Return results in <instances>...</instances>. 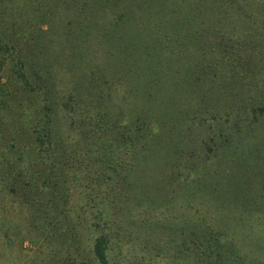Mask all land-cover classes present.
Here are the masks:
<instances>
[{
  "label": "rangeland",
  "instance_id": "1",
  "mask_svg": "<svg viewBox=\"0 0 264 264\" xmlns=\"http://www.w3.org/2000/svg\"><path fill=\"white\" fill-rule=\"evenodd\" d=\"M165 1L175 3L174 0L147 2L145 22L141 0H127V5L124 0L117 1L119 9L125 7L123 12L120 10L122 17L117 18L116 28L110 24L109 33L104 35L99 31L104 25L105 31L108 30L113 10L108 8L104 15L106 9L102 8V4L98 7L94 0H0L1 23L19 40L18 45L7 54L3 73L10 76V83L16 88L15 73L11 75L16 62L20 60L27 67L32 65L40 77H30V83L55 85L60 88L62 99L67 98L64 91L72 90L78 82H83L97 95L95 103L104 104L92 114L107 116L106 123L113 127L114 115L120 104L131 98L125 97L127 92L139 90V99L133 95V102H144L141 97V66L148 73L149 63L148 60H141V42H151L155 46V40L162 39L165 31L177 30V36L183 38L181 44L177 42L182 53L175 56L174 51L169 54L172 56L169 64L163 63L161 68L167 75L160 78L156 89H152L156 104L152 121L154 126L159 127V132L155 140H149L148 153L141 159L136 173L141 187L129 189L128 197H122L127 189L122 187L120 179L130 160L124 150L120 151L116 160L122 175H111L115 186L123 192L122 195H113L120 211L112 214L114 221L108 227L106 252L109 264H187V258H183L181 252L176 253L181 240L173 235L171 223L156 229L153 222L158 217L163 221L186 222L195 215L222 231L232 233L238 238L237 244L242 250L250 249L248 258L255 260H243L245 264L264 263V110L257 109L264 100V83L253 85L249 82L247 87L242 83L234 85L240 94L230 101L224 96L222 84L229 83L222 80L224 75L209 85L197 86L186 82L177 86L179 80L183 81L184 76L180 75L184 72H198L201 67L195 64V59L203 58L202 53L213 41L206 40L209 33L201 34L200 43H208L202 44L200 51L196 40L184 37L191 27L186 29L183 25L180 29V15L171 14L172 6L166 4L165 7ZM181 5L180 9L184 10L181 12H185L188 8L183 6L184 3ZM249 5L251 14L245 19L248 22L245 29L250 31L254 21L257 27H261V22L260 15L255 17L252 14H259L258 3ZM162 20H165L164 29L163 24L159 26ZM234 25L235 22L231 21L224 30L238 31ZM241 30L234 34H239ZM75 31L79 34L73 35ZM3 36L7 38V35ZM97 39L102 40L101 43ZM84 42L87 44L86 51H81L77 45L82 46ZM170 43H165V48L170 47ZM227 43L236 45L239 42ZM95 45L99 49L92 51ZM100 46H105L104 49L117 56L101 60L103 47ZM89 49L91 53L87 54ZM129 54L137 55L135 63L131 58L129 61ZM90 55L94 63L98 60L103 64L86 65L92 59ZM188 64L191 68L187 67ZM90 68L95 76L88 71ZM176 73H180L179 77ZM167 106H170L168 113L163 114L162 110ZM4 115L7 118L11 114L5 111L1 116ZM249 121H256L253 125L257 126H247ZM24 130L21 129V136L27 138ZM226 139L232 146L230 149L222 146ZM69 159L64 164L69 177L72 166L76 169L81 165L77 169L80 177L70 178L72 181L67 191L68 209L75 216L77 207L81 213V206L90 202L91 197L96 199L90 188L84 187L88 183L87 176L86 179L84 177V161L78 156L75 160L73 156ZM251 200L254 203L248 204ZM87 210L85 213L90 221L95 210L92 207ZM143 219H146L145 224L141 225ZM59 229L52 235L48 218L43 222L39 217L35 219L21 197L0 189V264H62L64 260H71L77 252L71 251V257H67L69 243L65 244L59 238ZM92 232L90 227L81 231L82 245L79 250L84 249V252L82 255L77 253V260L83 264L94 260L90 252ZM169 239L179 241L177 247L175 243H168Z\"/></svg>",
  "mask_w": 264,
  "mask_h": 264
},
{
  "label": "trees",
  "instance_id": "2",
  "mask_svg": "<svg viewBox=\"0 0 264 264\" xmlns=\"http://www.w3.org/2000/svg\"><path fill=\"white\" fill-rule=\"evenodd\" d=\"M94 1L98 7H101L102 4V8L106 9L104 15L108 8L113 10L108 30L105 31V25L101 31L98 30L104 32L105 35L109 33L110 24L111 27L116 28L117 18L122 17L119 15L120 10L123 12L125 7L119 9L116 6L119 0ZM134 1L132 0V2ZM149 1L151 0H141L143 22L146 19V4ZM174 1L175 3L170 4L165 1L163 5L165 7L166 4L172 6L171 14L180 15V29L183 25L186 29L187 26L191 27V29L186 30L184 37L190 41L196 40L197 45L199 44V50H202V44L207 41L214 43L209 45L206 52L202 53L203 58L195 59V64L201 67L198 72L189 73L188 70L182 75L176 73L178 77L179 75L184 76L183 81L177 82V86L186 82L197 86L209 85L210 82L217 81L219 76L224 75L222 80L229 82L222 84L224 96L230 101V99L239 97L240 94L235 90L234 85L242 83L247 87L249 82L253 85L264 83V0H256V2L254 0ZM182 3L188 8L185 12H181L184 10L180 9ZM250 3H258L259 14H252L255 17L260 15L261 27H257L256 21H254L255 23L252 21L253 26L249 31V29H245L248 23L245 19L251 14ZM124 4L127 5V2ZM164 21L162 20L163 23L159 24V26L163 24V29ZM231 21L235 22L234 28L238 31L224 30V27ZM240 29L242 30L239 34H234ZM98 31L97 33H99ZM247 32L249 34L244 36ZM255 32H257V37L256 34H253ZM75 33L76 31L73 35ZM177 33V30L165 31L162 39L155 40L154 45L157 48L151 45V42H141V60H148L149 63L148 73L141 66V97L144 98V102L141 104L133 102V95L139 99V90L133 89L127 94L125 93V97L131 98L120 104V109L116 111L118 114L114 115L115 120L112 127L106 123L107 116L101 117L92 114L104 104L103 102L95 103L97 95L88 86H84L83 82H78L72 90L64 91L67 98L62 99L59 87L30 83V77H40V74L32 65L27 67L25 63L19 60L11 74L15 73L14 78L17 86L14 88L10 83V76H5L3 69L7 54L14 49L16 44L18 45L19 40L5 30L0 20V189L9 193H16L21 197L35 219L39 217L43 222L48 218V227L52 235L60 228L57 235L65 244L66 242L69 243L67 244L69 248L66 249L67 251L65 250L67 257H71L69 256L71 251L83 254L84 249L79 250L80 245H82L81 231L84 227H90L94 231L92 232L94 236L91 238L92 244L90 243L92 245L90 252L94 260H88V264H109L106 252L109 238L108 227L114 221L112 220L114 213L120 211L117 210L120 205L118 201L114 203L113 195H122L123 192L115 186L114 178L111 175L112 173L122 175L123 171L119 169V163L116 160L120 151L124 150L128 153L130 160L120 179L122 187L128 190L122 197L127 198L129 189L139 188L141 185L140 178L136 177L141 159L148 153L149 140H155L159 132V127L154 126L152 121L153 110L156 106L152 89H156L159 86L160 78L167 75V72L161 68L163 63L169 64L172 57L169 54L174 51H176L175 56L182 53V48L177 44H181L183 38L178 37ZM206 33L210 34L206 39L207 41L200 43L201 34ZM3 34L7 35V38H4ZM211 35L216 36V38L212 39L213 36ZM155 37L157 35L152 36L151 39ZM101 41L97 39L98 43ZM169 41L172 47L165 48L164 44ZM233 41L239 43L234 45V43L232 44ZM227 42H231L232 45ZM119 43L121 44L122 41ZM84 44L85 42L82 46L77 45L78 49L86 51L87 44ZM98 45H95L91 50H98ZM104 47L100 53L101 60H106L108 57L112 59V57L117 56L111 54ZM195 50L198 51L196 47ZM124 51H126L125 48ZM86 53H91L90 49ZM130 58L135 63L137 55L129 54V61ZM94 61L92 57L90 61L86 62V65L88 63L93 64ZM101 63L103 64L102 61L97 60L94 64L100 65ZM187 67L191 68L189 64ZM88 71L94 74L91 68ZM168 73L170 74V72ZM197 82L201 83L194 84ZM8 91L9 94H7ZM10 96L12 97L10 98ZM113 105H115L114 102ZM169 107L167 106L165 110H162V113H168L167 108ZM257 109L263 112L264 100L259 103ZM5 111L11 114L10 117L4 118L7 114L1 116ZM255 116L256 113H254ZM255 122L249 121L247 126L250 124L254 126ZM15 126L17 127L16 130ZM247 126L245 127L247 128ZM10 128L14 129L10 131ZM22 128L25 129L27 138L21 136ZM222 146H226L228 149L232 147H230L227 139ZM70 156H73L74 160L78 156L84 161V177L86 179L87 176L86 180H88L84 187L90 188L89 191L94 193L96 199L91 197L90 202L81 206L83 209L81 213L77 207L74 211L75 216L68 209L67 191L69 183L72 181L70 178L73 176L80 177V172L77 169L81 165H78L76 169L72 166L73 171L69 177L68 172L64 169V164L65 160H70ZM90 183L91 185H89ZM253 203L254 201L248 204ZM91 207L94 208L95 214L88 221V214L85 212L88 211L87 209L91 210ZM84 214L87 215L83 216ZM119 220L122 221V218L119 217ZM145 220H141V225L145 224ZM169 223H171L170 229L174 232L173 235L181 240L178 245L179 251L176 253L181 252L183 258H187V264H245L243 260H255L253 257L248 258L250 257V249L242 250L237 244L238 238L232 233L229 234L220 230L200 216L195 215L186 222H169L168 219L163 221L158 217L153 225L157 229ZM178 242H175V239H169L168 243H175L177 247ZM77 253L71 257V260H64L62 264H83L81 260H77Z\"/></svg>",
  "mask_w": 264,
  "mask_h": 264
}]
</instances>
